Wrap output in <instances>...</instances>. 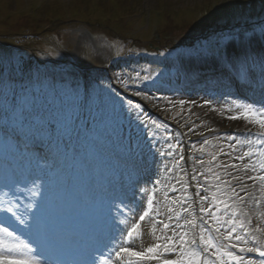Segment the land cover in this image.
Instances as JSON below:
<instances>
[{
  "label": "rangeland",
  "instance_id": "1",
  "mask_svg": "<svg viewBox=\"0 0 264 264\" xmlns=\"http://www.w3.org/2000/svg\"><path fill=\"white\" fill-rule=\"evenodd\" d=\"M97 5L89 0H0V44L16 47L6 50L0 46V55L9 62L6 76L1 72L5 67L0 65V76H5L7 81L17 86L15 78L21 81L20 78L28 76L35 69L34 60L40 63L54 61L59 67L72 66L73 70L43 68V72H47L44 75L40 73L41 78L47 79L43 86L54 84L59 89L65 84H78L81 93L86 91L90 96L99 98L97 103L88 105V129L84 138L83 156L86 163L83 165V180L88 183L89 195L93 193V181L99 176L103 178L104 171H114L113 174L117 176L118 173L123 178L130 167L121 160H130L132 145L137 140L146 142L148 147L154 145L174 162L183 157L184 165L173 178L176 190L173 191V187L164 190L157 209L159 214L154 216L156 221L169 223L171 230H163L162 224L150 221L136 245L142 250L156 242L152 234L154 227L156 235L165 232L170 235L172 231L178 230L175 227L177 224L186 223L193 216L197 220L200 212L196 199L200 191L198 185L209 188L206 196L211 199L212 193L216 191L211 185L219 183L205 180V177H211V173L206 171L209 167L206 163L210 159L209 152L217 154L213 165L220 162L240 163L231 159V156L239 155V151L233 152L229 147L236 142L225 139L227 135L222 136L219 132L230 128L239 131L257 129L250 128L249 124L230 126L219 123L218 120L227 114L223 107L217 105L224 101L222 93L177 91L171 79L178 76L182 82H188L192 69L184 60L195 55V50H204L210 45H214L213 51H202L196 55L205 57L215 52L203 60L218 59V53L225 44L232 55L235 47L240 51L250 49L254 53L264 51V42L259 40L260 28L264 27V0H100ZM253 33L257 39L249 44V37ZM230 37L236 39L231 40ZM137 47H153L158 54L163 53L160 67L167 69L151 83L137 76L151 75L149 66L143 64L138 56L135 57L139 53ZM167 47L174 49L173 52H169ZM158 54L154 57H158ZM106 85H111V91ZM37 93L50 99V95L55 92L38 90ZM59 95V123L68 126L71 139L81 117V109L73 111L60 91ZM180 100L187 103L181 106L178 103ZM205 101H211L212 104ZM157 124L162 126L157 127ZM209 132L216 134L209 144L190 145L188 148L184 143ZM3 140L0 135V142ZM59 145L66 151L63 143ZM11 146V154L20 164L19 170H22L27 160L14 143ZM201 147L205 151L201 152ZM200 160L205 163H199ZM185 161H189L190 165L185 166ZM214 171L221 172V180H229L234 187L232 176L227 175L232 173L237 176L232 168H214ZM148 182L141 177L138 188L149 189ZM225 191L230 190L221 189V193ZM79 196L84 197L82 193ZM221 198L227 197L222 195ZM245 198L248 204L247 196ZM125 200L136 208L131 198L125 197ZM143 200L136 212L142 209ZM203 206L211 205L209 201H204ZM252 207V211L247 210L246 215L250 230L255 225L264 227L258 206L252 203ZM221 209L217 215L222 214V206ZM204 219L208 221L205 226L209 227L213 236H217L210 227L214 221L208 216ZM191 230L190 235L194 231L198 232L192 227ZM222 234L223 228L219 242L227 245L228 241L225 242ZM230 251L243 255L239 253L238 247ZM211 259L214 261L216 257L212 256Z\"/></svg>",
  "mask_w": 264,
  "mask_h": 264
},
{
  "label": "snow or ice",
  "instance_id": "2",
  "mask_svg": "<svg viewBox=\"0 0 264 264\" xmlns=\"http://www.w3.org/2000/svg\"><path fill=\"white\" fill-rule=\"evenodd\" d=\"M235 40L236 38L230 37ZM255 33L249 37V44L256 40ZM259 40L264 42V27L260 28ZM219 47V45H218ZM163 55V53H161ZM221 64L229 73H234L236 77L248 84L250 87L258 85L264 91V51L254 53L250 49H245L236 55H230L228 45L218 53ZM8 59L0 55V65L8 67ZM258 70V71H257ZM22 71V70H21ZM138 78L144 81L152 79L150 75ZM0 85L6 89L3 93L7 99L11 94V112L5 111L4 118H11L14 127L11 132L5 128V134L23 153L27 160V165L22 170H16L0 178V264H139L141 261H152L159 258L158 253H178V259H164L162 264H215L211 259L216 257L219 264H264V260L256 261L245 259L244 255H238L230 251L231 248H237L239 253H258L264 257V240L259 239L253 233L264 234V227H254L250 230L249 222L239 219L241 215H248L242 212L234 203V199L241 201L245 197L239 196V193L231 186L229 180H221V172L214 171V168H232L247 175L249 181H253L252 187L259 192L250 193L254 204L259 205L264 202V100L260 102H249L241 99L225 100L223 108L227 112H237L236 115L226 117L230 120L243 119L250 125H256L260 131L251 134H245L243 138L236 135H227L224 137L230 141H236L229 147L233 152L239 151V155L231 156V159L240 161L239 164H224L223 162L213 165L217 160V154L209 152L210 159L206 162L209 167L206 171L211 173V177H205V180L219 181L211 185L216 189L212 193L211 199L208 196H201V206L199 211L214 221L210 227L214 229L217 236L212 235L209 227H206L208 221L201 217L202 223L196 224L195 216L188 220L186 225L177 224L178 229H186L191 225L192 229H198V232L188 230L172 231V235L163 233L156 235V228L152 229L155 237V243L144 249L135 248L134 242L142 238L143 232L141 223L146 218H150L152 223H160L163 230H171L169 223L156 221L152 214L154 212V201L156 200L153 187L151 190L140 187L139 192L147 194L152 192L146 199V208L138 215L136 209L130 203H127L126 192H114L112 189L104 187L98 192L99 198L103 201L108 196H114L110 206L117 210L112 220L111 230L102 234L96 239L91 247H82L71 238L67 230H53L46 217V208L50 202L53 180H54V160L53 153L55 146L63 143L65 150L75 152L70 147V136L68 135V126L61 124L55 119H44L38 111L35 110L36 90L60 91L69 102V107L73 111H78L87 107L90 103L95 104L98 97L90 96L86 91L81 93L79 85H63L59 89L54 84L33 87L21 86L19 90L15 87H9L8 81L0 79ZM111 91V85H106ZM139 95V93H136ZM19 96V102L17 100ZM171 103V101H169ZM131 103V102H129ZM178 103L182 106L187 101L180 100ZM194 103V102H193ZM211 103V101H205ZM135 107L139 108V105ZM215 110V109H214ZM153 123H156L153 121ZM162 125L157 124V127ZM219 139V137H218ZM204 144L210 141L204 140ZM239 145V149H237ZM245 145L247 146L245 150ZM154 145L149 148L152 151ZM170 147H176L170 145ZM195 147V145H193ZM156 151L163 156L165 153L159 148ZM203 152L205 149L200 148ZM222 152V150H221ZM245 159L248 160L244 163ZM183 157H180V161ZM179 163V162H178ZM173 165V167H177ZM204 164L205 161L200 160ZM203 176L204 173L201 172ZM232 176L233 180L243 182L244 176ZM193 179H196L193 176ZM136 180L130 178V189L133 192L132 200H136ZM162 181L156 179L152 181L153 185L160 184ZM179 182V181H178ZM203 187L207 192L208 187ZM245 189L248 187L245 184ZM227 188L230 191L221 193V189ZM175 191V187L172 188ZM244 190V189H242ZM198 194V193H197ZM226 196L222 199L221 196ZM27 203H24V201ZM203 201H209L210 207H204ZM231 202V203H230ZM175 203V201H173ZM221 215H217L222 211ZM123 207L132 215L125 219H119V210ZM215 208V212L213 211ZM171 211V209H169ZM158 211L156 215H158ZM264 216V213H260ZM171 219V218H170ZM178 219V218H177ZM131 221V222H129ZM118 225H122L120 227ZM224 229L223 238L228 241L225 245L219 242L221 229ZM235 234V235H234ZM242 244L243 246H239ZM251 242L252 246H249Z\"/></svg>",
  "mask_w": 264,
  "mask_h": 264
},
{
  "label": "bare ground",
  "instance_id": "3",
  "mask_svg": "<svg viewBox=\"0 0 264 264\" xmlns=\"http://www.w3.org/2000/svg\"><path fill=\"white\" fill-rule=\"evenodd\" d=\"M245 90H247V89H245ZM236 96H238V97H240V95H236ZM242 98V97H241ZM231 99H237L236 97L235 98H233V96H231ZM231 99H229V100H231ZM238 99H240V98H238ZM237 114V112H229V113H227L226 114V116H224L223 118H221L220 120H218L219 121V123L221 122L222 124H228V125H230V126H237V125H241V124H248L245 120H243V119H236V120H230V119H227L226 117H228V116H230V115H236ZM250 125V124H249ZM250 126H253V127H257V128H259L258 126H256V125H250ZM233 143L234 142H236V141H232ZM246 148H247V146L245 145V150H246ZM248 162V160L247 159H245V161H244V163H247ZM234 170V169H233ZM234 172L237 174V176H244V180H243V182H241L240 180H234V182H233V186H234V188L236 189V191L239 193V196L240 195H243L242 197H245V196H247V202H248V204L246 203V199L245 200H243V201H241V200H239V199H236V200H234V203L236 204V206L242 211V212H244V213H247V210H251L252 211V203H254L253 202V200H252V197H251V195H250V193H253V192H255V194L257 195V196H259L260 194H259V192L258 191H256V189L255 188H253L252 187V185H253V181H249V180H247V178H246V176L247 175H251L252 173H247V174H243V173H241V172H238V171H236V170H234ZM151 173H152V170H145L144 171V175L146 176V178L147 179H150V175H151ZM118 184H121L122 183V181H119V182H117ZM114 184V183H113ZM176 184V182H174L173 180H171L170 182H169V184H168V187H170V188H172L173 187V185H175ZM245 184L248 186L246 189H245ZM134 187L136 188V200H134L135 202H136V207H137V209L139 208V206H140V204H141V201H142V197H143V193H140L139 192V188L137 187V184L136 185H134ZM129 189H130V186H129ZM242 189H244V190H242ZM124 192H126V187L124 186ZM132 195H133V192L131 191V190H129L128 192H127V196H129V197H132ZM201 196H203V194H200V193H198L197 194V196H196V199L199 201V203L201 204L202 202H201V199H200V197ZM248 199H249V201H248ZM189 200H191L192 201V197H190L189 198ZM204 202V201H203ZM198 203V204H199ZM231 203V202H230ZM258 206V208H259V211H260V213H264V202H261L259 205H257ZM93 208H96V209H93V210H90V214H88V219L89 220H91L93 223H102L103 222V217H108V216H110V215H108V214H111V218H114V216H115V214H116V211L117 210H115V209H113L112 207H108V206H103L102 204H100L99 202H96V203H94L93 204ZM109 212H111V213H109ZM202 216H204V214L203 213H201V214H199V217H202ZM81 218V217H84L83 215H80V214H78V218ZM127 217H130L129 216V214H128V212L127 211H124V210H122V209H120L119 210V219H125V218H127ZM205 217V216H204ZM261 217H263V219H264V216H261ZM239 219H243L245 222H246V216H244V215H241L240 217H239ZM187 223V222H186ZM186 223H183V224H180V225H186ZM103 224V223H102ZM118 226H120V227H122V225H118ZM255 227H257L256 225H255ZM106 228H107V230H111V227L109 226V225H106ZM182 230H188L189 232H191L192 230H191V227L189 226V225H187V228L186 229H178L177 231H182ZM212 230H214L213 228H212ZM254 235H256L259 239H261V240H264V234H261V233H253ZM170 235H172V233L170 234ZM225 242L227 243V240H225ZM235 243H239V242H236V241H234ZM250 244H251V242H250ZM152 244H149L148 246H151ZM147 246V247H148ZM235 248H231L230 250H234ZM178 254V253H177ZM158 256H159V258H160V253H158ZM157 259V260H152V261H144V263H142V264H162V261L164 260V259H167V258H161V260L160 259ZM179 258V256L177 255V257H176V259H178ZM214 262H215V264H219V262L217 261V260H214Z\"/></svg>",
  "mask_w": 264,
  "mask_h": 264
},
{
  "label": "trees",
  "instance_id": "4",
  "mask_svg": "<svg viewBox=\"0 0 264 264\" xmlns=\"http://www.w3.org/2000/svg\"><path fill=\"white\" fill-rule=\"evenodd\" d=\"M37 67H38V65H37Z\"/></svg>",
  "mask_w": 264,
  "mask_h": 264
}]
</instances>
